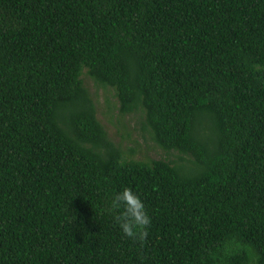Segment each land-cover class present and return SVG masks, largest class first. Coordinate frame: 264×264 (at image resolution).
I'll use <instances>...</instances> for the list:
<instances>
[{
  "label": "trees",
  "instance_id": "trees-1",
  "mask_svg": "<svg viewBox=\"0 0 264 264\" xmlns=\"http://www.w3.org/2000/svg\"><path fill=\"white\" fill-rule=\"evenodd\" d=\"M0 264H264V0H0Z\"/></svg>",
  "mask_w": 264,
  "mask_h": 264
},
{
  "label": "rangeland",
  "instance_id": "rangeland-1",
  "mask_svg": "<svg viewBox=\"0 0 264 264\" xmlns=\"http://www.w3.org/2000/svg\"><path fill=\"white\" fill-rule=\"evenodd\" d=\"M84 80L88 88L93 93L95 100L97 101L99 119L106 126L111 138L115 142L119 143L122 139L121 136L124 134L123 125H128L131 130L135 129L133 127H136L138 130L132 131L130 141L127 139L123 140L125 141L124 146L129 145L130 147H133V145H135V141L136 143H138L139 147L135 149L136 153L133 158L145 159L147 157H152L159 159L166 157L162 150L154 147L155 144L150 141L147 136V140L143 138L140 131V125L137 124V118H119L117 108L115 107L117 105V100L115 99V97H113V92L97 87V85L88 77H84ZM119 119L121 120V123L119 122ZM127 154H129V151L127 152Z\"/></svg>",
  "mask_w": 264,
  "mask_h": 264
},
{
  "label": "clouds",
  "instance_id": "clouds-1",
  "mask_svg": "<svg viewBox=\"0 0 264 264\" xmlns=\"http://www.w3.org/2000/svg\"><path fill=\"white\" fill-rule=\"evenodd\" d=\"M110 210L119 213L114 219L124 237L144 239L151 219L137 193L130 188H124L111 200Z\"/></svg>",
  "mask_w": 264,
  "mask_h": 264
}]
</instances>
